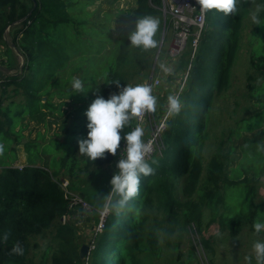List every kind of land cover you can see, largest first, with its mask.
I'll return each instance as SVG.
<instances>
[{
    "label": "trees",
    "instance_id": "trees-1",
    "mask_svg": "<svg viewBox=\"0 0 264 264\" xmlns=\"http://www.w3.org/2000/svg\"><path fill=\"white\" fill-rule=\"evenodd\" d=\"M76 1L0 0V47L7 45L5 29L10 28V42L24 59L19 73L5 74L0 79V136L4 142L9 143L11 138L18 140L20 130L15 131V126L23 113L34 116L53 108L50 88L62 85L56 76L71 60L75 47L74 33L69 32V26L73 23L71 26L83 28L85 24L84 19L76 20L70 13L77 5ZM249 1L240 0L235 15H225L214 9L204 13L194 53L189 39L180 57L179 66L189 62L185 86L179 95L182 110L178 115H168L155 153L146 158L152 164L154 174L141 177L139 195L130 202L131 211L126 208L119 214L108 212L102 229L93 235L89 264H166L160 260L162 251L157 229L172 234L180 226L187 233L199 234L206 207L212 209L210 221L218 220L233 233L244 228L255 232L254 221L258 217L264 220V199L257 200L255 184L246 178L235 180L224 172L227 154L213 155L201 178L204 115L213 101L212 93L230 81L240 49L242 17L248 10ZM260 1V5H264V0ZM33 2L36 3L34 8ZM133 4L118 10V21L123 27L105 55L100 92L105 99L118 93L116 81L121 87L134 86L148 77L151 68L156 48L134 47L128 37L135 29L138 17L154 16L161 27L162 0H133ZM259 19L261 23L253 25L260 41L250 48L247 58L246 86L254 103V107L251 106L254 112L242 119L246 130L264 124V10L259 13ZM99 40L103 41V38L99 37ZM59 91L69 94L66 89ZM12 93L23 97L20 109H13V100L3 104ZM133 123L134 118L121 135L131 131ZM31 146L30 142L24 143L28 155L25 164L0 165V264H84L79 246L72 241L74 227L61 219L74 209H80L69 204L76 180L82 181L106 165L114 164L115 172L118 171V153L113 156L106 152V158L95 161L86 155L78 160L75 155L64 153L52 158L49 166L33 162L36 153ZM61 174L68 181L66 186L60 180ZM179 176L185 181L184 200L175 195ZM225 187L237 188L231 205ZM154 205L163 211V215L159 220L152 218L147 238L143 239L147 210ZM5 232L10 234L7 242L2 239ZM260 234L264 235V230ZM37 238L48 239L39 259H35L39 244L32 241ZM16 241L24 248L22 256L10 254ZM170 242L165 238L166 245H171ZM198 243L205 250H211L209 241L203 236H199ZM174 246L179 248L178 243ZM196 248L194 241L187 254L174 249L175 259L181 264H193Z\"/></svg>",
    "mask_w": 264,
    "mask_h": 264
},
{
    "label": "rangeland",
    "instance_id": "rangeland-1",
    "mask_svg": "<svg viewBox=\"0 0 264 264\" xmlns=\"http://www.w3.org/2000/svg\"><path fill=\"white\" fill-rule=\"evenodd\" d=\"M260 2V0H255L253 3L250 0L247 4L248 10L243 14L240 49L237 52L236 65L230 73L229 83L222 86L221 90L211 92L213 101L204 115L205 133L200 151L201 178L206 173L212 156L225 153L227 156L224 172L235 180L246 178L249 183L255 184L258 201L264 199V124L246 130L242 119L250 112H254L251 109L252 105L254 107V103L250 100V91L246 86V74L248 51L260 41V36L254 31L251 20V13L256 5L261 4ZM76 4L70 13L76 20L84 19L85 24L83 28L71 26L73 23L69 26V32L74 33L72 42L75 47L72 50L71 60L56 76L58 83L62 82V85L59 87L52 85L50 88V91L53 92L51 97L53 108L45 109L44 113L34 116L23 113L15 126V131L20 130L18 140L11 138L12 140L6 143L0 136V143H3L6 149L5 154L0 156V165L2 163L25 164L28 160L24 148L26 142L31 143L32 151L36 153L33 160L35 164L50 166L52 158H58L64 153H71L78 160L83 156L79 153L78 140L87 138L88 120L85 112L96 96L100 95L104 82L105 55L108 54L123 27V24L118 21V10L127 9L134 4L133 0H77ZM170 22L172 24L163 26L162 22L160 25L155 36L158 39V47L152 57L148 77L139 83L150 85L152 95L157 97L156 111L150 112L149 118L143 124L144 141L150 137L154 123L160 121L167 114V97L169 95L179 96L186 82L189 62L179 66L181 53L184 49L175 59H171L168 54V48L175 35V21L170 19ZM163 27H165L164 32ZM192 31L193 34L197 30L194 31L192 28ZM10 34V28H6L5 37L8 43L0 47V62L2 63L0 65L8 71L0 70V79L5 74L19 73L24 60L22 54L12 46ZM99 37L103 38V41L99 40ZM161 64L170 68L171 72L165 73L160 67ZM73 77L83 81L85 93L73 92L71 89ZM152 77L159 79V83L155 86L152 85ZM59 89H66L69 94L60 93ZM22 98L21 95L12 93L4 100L3 104L7 105L13 100V109H20ZM155 141L152 144L150 156L155 153L154 145L158 144ZM259 149L261 150L259 151ZM114 172V164L106 165L95 171L90 177L83 178L82 181L76 180L75 185H72L74 194H80L90 207L89 210L74 209L70 215L63 216L61 219L74 227L72 241L75 246H79V255L83 244L89 245L85 257L87 255L89 257L90 250L94 246L92 240L93 235L98 232L96 227L102 216L103 197L111 191L110 180ZM61 176L63 177L62 174ZM63 178L65 179V177ZM63 184L67 185L68 181L65 179ZM184 186V178L179 176L175 188V195L179 200L185 199ZM235 189L237 188L225 187L226 196L230 194L229 205L233 204ZM107 214H104V219ZM162 215L163 211L156 205L147 210V221L142 231L143 239L147 238L152 218L156 217L159 220ZM211 216L212 209L206 207L202 214L199 234L187 233L180 226L176 227L172 234L164 233L161 228L157 229L158 245L162 251L161 262L181 264L175 259L176 251L181 250L183 255L187 254L190 243L195 241L197 251L193 264L198 262L199 264H257L252 245L255 241L264 242V235L257 234L248 228L233 233L231 229L221 225L218 220L210 221ZM192 225L194 228L196 227L194 224ZM199 236H203L209 241L210 251L205 250L198 243ZM165 238L171 241V245L165 244ZM47 240L41 238L32 240L39 244L35 259H39L40 252L46 246ZM177 243L179 248L174 246ZM85 257H83L84 260ZM247 258H250V261Z\"/></svg>",
    "mask_w": 264,
    "mask_h": 264
},
{
    "label": "clouds",
    "instance_id": "clouds-1",
    "mask_svg": "<svg viewBox=\"0 0 264 264\" xmlns=\"http://www.w3.org/2000/svg\"><path fill=\"white\" fill-rule=\"evenodd\" d=\"M255 3V0H252ZM200 10L207 13L211 10L223 12L225 15H235L238 12L240 0H197ZM264 10V5H256L251 13L254 24H260L259 13ZM160 21L158 18L145 15L138 17L135 29L129 34L132 46L144 50L158 47L156 36ZM165 73L171 69L161 64ZM118 93H112L107 99L97 95L85 112L87 117V138L79 139V153L86 155L92 161L106 158L105 153L116 156L121 141L125 142V154L120 156L116 164V171L111 180V191L103 197L101 212H115L132 210L130 202L139 195L141 177L154 174L152 164L146 156L152 151L151 144L143 140L144 129L137 124L131 131L121 135L126 126H131L133 118H140L145 112L156 111L157 97L152 95V87L148 84H127L121 87L119 81L115 82ZM74 93H85L84 83L81 79L73 77L72 88ZM168 114L178 115L182 110V101L178 95L167 97ZM5 145L0 143V156L5 154ZM155 163V161H152ZM113 197H117L113 199ZM253 228L257 234L264 230V220L259 217L254 221ZM10 234L5 232L2 239L7 242ZM257 264H264V242L255 241L252 245ZM11 255L22 256L24 248L19 241L13 243ZM250 261V258H247Z\"/></svg>",
    "mask_w": 264,
    "mask_h": 264
},
{
    "label": "built area",
    "instance_id": "built-area-1",
    "mask_svg": "<svg viewBox=\"0 0 264 264\" xmlns=\"http://www.w3.org/2000/svg\"><path fill=\"white\" fill-rule=\"evenodd\" d=\"M160 10L163 17V26L165 24L166 25L170 23L172 24V22H170V19H173V21H175V27H174L175 35L168 48V54L171 57V59H175L176 56L183 49H185L189 39L191 40L190 45L192 47V51H193L192 54H193L198 44L200 30L204 23V13L201 12L200 6L197 4V0H162V5L160 7ZM166 21L168 23H166ZM192 28H194V31L197 30L193 34H192L193 32ZM164 30L165 27H163V32ZM190 36L191 38H189ZM157 83H159V79L157 77H152V85L155 86ZM149 113L150 112H145L140 118H134L132 129L137 124H139L144 129L143 124L149 118ZM167 117H168V112L166 115L162 117V119H160V121L154 123V126L151 129V135L145 141L146 143L151 144V147L155 140L158 142L160 138V134L165 128V122ZM156 144L154 145V148L158 146V144L157 145ZM124 147H125V142L123 141L118 151V155H117L118 159L120 158V156H123L125 154ZM149 156L150 154H148L146 158H148ZM69 204L71 207L77 206L82 210L90 209L89 204L83 199V197L74 193L71 194ZM103 223H104V214H102L100 221L97 224L96 227L97 231H100L102 229ZM84 264H89L88 255L85 257Z\"/></svg>",
    "mask_w": 264,
    "mask_h": 264
},
{
    "label": "water",
    "instance_id": "water-1",
    "mask_svg": "<svg viewBox=\"0 0 264 264\" xmlns=\"http://www.w3.org/2000/svg\"><path fill=\"white\" fill-rule=\"evenodd\" d=\"M35 5H36V3L33 2V6H32V8H34ZM153 66H154V63H153ZM0 70H2V71H8V69H6L5 67H3V66H1V65H0ZM60 180H61L62 182H64L65 179H64L63 177H60ZM88 250H89V245H88V244H83V245L81 246V248H80V257H81V258L85 257V255L88 253Z\"/></svg>",
    "mask_w": 264,
    "mask_h": 264
}]
</instances>
